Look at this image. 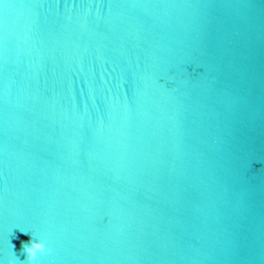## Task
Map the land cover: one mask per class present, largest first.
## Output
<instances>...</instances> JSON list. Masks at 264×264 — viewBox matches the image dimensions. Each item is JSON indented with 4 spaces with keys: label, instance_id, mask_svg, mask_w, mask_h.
<instances>
[{
    "label": "water",
    "instance_id": "obj_1",
    "mask_svg": "<svg viewBox=\"0 0 264 264\" xmlns=\"http://www.w3.org/2000/svg\"><path fill=\"white\" fill-rule=\"evenodd\" d=\"M0 4V261L264 264V0Z\"/></svg>",
    "mask_w": 264,
    "mask_h": 264
},
{
    "label": "clouds",
    "instance_id": "obj_2",
    "mask_svg": "<svg viewBox=\"0 0 264 264\" xmlns=\"http://www.w3.org/2000/svg\"><path fill=\"white\" fill-rule=\"evenodd\" d=\"M22 247L26 252L28 264H39L38 256L41 253L48 251V246L44 238H33L29 242H22ZM3 264V261H0ZM9 264H17V257L13 253V257L9 260Z\"/></svg>",
    "mask_w": 264,
    "mask_h": 264
},
{
    "label": "snow or ice",
    "instance_id": "obj_3",
    "mask_svg": "<svg viewBox=\"0 0 264 264\" xmlns=\"http://www.w3.org/2000/svg\"><path fill=\"white\" fill-rule=\"evenodd\" d=\"M0 4H3L5 9L12 7V5L8 2H5V0H0Z\"/></svg>",
    "mask_w": 264,
    "mask_h": 264
}]
</instances>
